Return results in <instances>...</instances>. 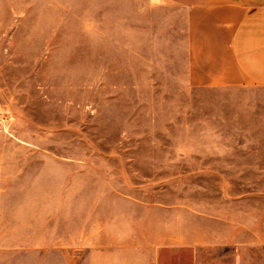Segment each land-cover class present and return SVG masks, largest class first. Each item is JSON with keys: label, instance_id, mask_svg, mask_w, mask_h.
<instances>
[{"label": "rangeland", "instance_id": "obj_1", "mask_svg": "<svg viewBox=\"0 0 264 264\" xmlns=\"http://www.w3.org/2000/svg\"><path fill=\"white\" fill-rule=\"evenodd\" d=\"M3 4L1 263L88 264L138 220L181 227L221 193H264V168L244 165L264 158V89L180 86L144 33L106 24V0Z\"/></svg>", "mask_w": 264, "mask_h": 264}, {"label": "crops", "instance_id": "obj_2", "mask_svg": "<svg viewBox=\"0 0 264 264\" xmlns=\"http://www.w3.org/2000/svg\"><path fill=\"white\" fill-rule=\"evenodd\" d=\"M69 2L89 8L88 0ZM106 24L132 31L137 43L144 33L145 54L165 57L182 87L264 89V0H106ZM244 165L264 168V158ZM255 197L264 193H221L214 216L186 208L181 227L138 220L128 235L106 233V251L88 264H264V216L249 202ZM11 207L0 204V227L13 226ZM5 260L30 264L24 256Z\"/></svg>", "mask_w": 264, "mask_h": 264}]
</instances>
